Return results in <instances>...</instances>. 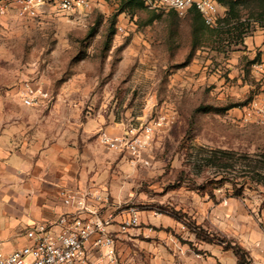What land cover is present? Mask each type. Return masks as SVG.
<instances>
[{"label":"rangeland","instance_id":"obj_1","mask_svg":"<svg viewBox=\"0 0 264 264\" xmlns=\"http://www.w3.org/2000/svg\"><path fill=\"white\" fill-rule=\"evenodd\" d=\"M121 3L102 0L89 17L46 11L25 19L12 7L3 12L0 0V97L6 100L5 109L33 118L32 109L45 103L42 112L57 120V129L64 118L66 124L71 121L73 140L88 144V184L78 190L99 192L106 200L98 205L102 214L122 217L111 226L118 225L113 234L123 260L214 262L188 231L191 224L232 242L238 264H264L259 260L264 240L249 253L239 246L245 223L248 232L264 234V78L254 68L264 58V44H255L256 36H264V17L259 16L264 3L241 7L242 21L248 20L245 34L233 32L231 38L203 25L196 11L181 16L146 4L123 11ZM120 26L124 32L118 31ZM26 97L34 101L31 106ZM163 117L166 121L157 127ZM87 122L92 131L84 137ZM150 125L156 130L142 163L100 142L102 132L143 135ZM128 162L135 168L127 167ZM97 175L107 179L91 181ZM224 199L235 203L229 220L237 225H231L230 238L220 233L213 216ZM162 207L184 209L179 239L195 242L190 254L198 260H181L188 247H165L168 260H160L158 244L151 248L159 229L143 227L140 214L151 212L160 219L166 211ZM132 209L138 222L122 232Z\"/></svg>","mask_w":264,"mask_h":264},{"label":"crops","instance_id":"obj_2","mask_svg":"<svg viewBox=\"0 0 264 264\" xmlns=\"http://www.w3.org/2000/svg\"><path fill=\"white\" fill-rule=\"evenodd\" d=\"M255 40L258 47L264 44L263 35L256 36ZM248 43L245 42L246 45H249ZM5 101L0 97V253L8 255L30 243L26 237V232L30 228L37 224L54 222L60 215L72 211L63 204L62 193L77 191L79 187L87 186L88 144L85 140L84 142H80V139L73 140L70 120L66 124L64 118L62 128L57 129V120L52 115L42 112L45 103L33 108V118H29L9 113L4 107ZM91 131L92 123L87 122L83 136L88 137L87 134ZM128 163L127 167L135 168L130 162ZM98 177L95 176L91 181L97 179L98 182L105 181V175ZM114 181L116 180L113 179L111 184H115ZM89 184L94 185L93 182ZM211 195L213 201H218L216 194L211 193ZM116 196L118 199L122 198L119 191ZM234 204L232 199L231 201L224 199L222 204L215 205L213 210L218 229L226 238L232 235L231 225H237L229 220L232 217ZM163 209L166 211L163 212ZM161 211L162 214L158 216L163 218L160 219H156L151 212L140 214L143 227L153 225L159 229V233L151 236L150 244L153 246H150L154 249L158 244V251L162 257L160 260L169 259L165 247L184 251L188 247L189 254H186L185 259L180 255L181 260H198L190 254L191 246L195 245L192 243L195 242L190 239L182 242L183 240L179 239L182 223L179 217L187 216L184 214V209L162 207ZM110 212L109 210L106 213ZM121 218L118 216L116 219L119 221ZM194 227L192 228L190 224L188 231L201 246L208 249L211 254L208 259L214 261L208 264H214L217 260L223 264H238V257L232 251V242L214 236L201 227L200 230ZM109 231L118 232V225L111 226ZM120 238L122 239V236ZM156 239L159 241H155ZM263 240L264 234L257 230L248 232L247 223L243 225V236L239 239L241 248L250 252L252 245L258 241V245H262ZM118 248H121L119 243ZM255 257L256 259L259 257L257 253ZM125 259L135 264L133 258ZM259 260H264V256Z\"/></svg>","mask_w":264,"mask_h":264},{"label":"built area","instance_id":"obj_3","mask_svg":"<svg viewBox=\"0 0 264 264\" xmlns=\"http://www.w3.org/2000/svg\"><path fill=\"white\" fill-rule=\"evenodd\" d=\"M4 2L5 5L1 8L3 12L12 7L19 17L36 19L46 11L89 17L102 0H4ZM143 2L151 10L175 11L181 16L195 9L202 16L206 26L213 30L223 25L229 11L220 0H143ZM124 30L123 27H118L119 32ZM254 68L264 78V58ZM25 102L31 106L34 101L26 97ZM261 112L264 114V104ZM158 121L156 126L161 127L166 117ZM156 126H147L143 135L113 136L102 132L99 138L108 149L128 154L133 163H142ZM62 200L72 211L60 215L54 222L37 224L30 228L26 232L30 243L12 254L0 253V264H131L120 257L117 236L109 231L115 220L114 216L103 215L98 207L100 203L106 202L102 194L91 189L63 192ZM131 213L132 219L123 224L122 232L138 222L137 211L132 209Z\"/></svg>","mask_w":264,"mask_h":264},{"label":"trees","instance_id":"obj_4","mask_svg":"<svg viewBox=\"0 0 264 264\" xmlns=\"http://www.w3.org/2000/svg\"><path fill=\"white\" fill-rule=\"evenodd\" d=\"M220 2L226 7H228L229 11H228L226 19H224L223 21V25L219 29H216L214 31L219 35L223 33L225 34L227 33L228 37L231 38V36L233 35V32H238L240 37H243V35L245 34V26H246L245 23H247L248 20H246L245 22L242 21L241 7H247V5H251L252 3L261 4V3H264V0H220ZM121 6H122L123 11L125 9L135 10L137 7L138 8L145 7L142 0H122ZM195 11H196L195 9H191L187 14L195 13ZM196 12L199 13L198 11ZM259 16L264 17V11H262L259 14ZM200 18H202L201 15H200ZM232 23L234 24L235 27H231ZM259 23H262V22H259ZM263 24L264 23H262V26H264ZM203 25L206 26V24L204 23V20H203Z\"/></svg>","mask_w":264,"mask_h":264}]
</instances>
